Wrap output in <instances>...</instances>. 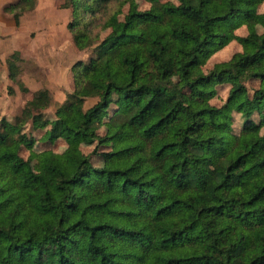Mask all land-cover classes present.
Segmentation results:
<instances>
[{"label": "trees", "instance_id": "1", "mask_svg": "<svg viewBox=\"0 0 264 264\" xmlns=\"http://www.w3.org/2000/svg\"><path fill=\"white\" fill-rule=\"evenodd\" d=\"M262 5L65 0L76 47L97 54L72 67L54 119L34 98L0 120V264H264ZM234 40L241 49L205 71ZM28 123L66 147L24 157Z\"/></svg>", "mask_w": 264, "mask_h": 264}, {"label": "rangeland", "instance_id": "2", "mask_svg": "<svg viewBox=\"0 0 264 264\" xmlns=\"http://www.w3.org/2000/svg\"><path fill=\"white\" fill-rule=\"evenodd\" d=\"M64 1L37 0L31 9H17L20 13L17 20L14 17L16 11L8 13L4 10L0 14V120L5 118L15 122L27 102L34 98L40 102L42 112L48 118L54 119L57 108L74 90L72 67L96 56L97 44L86 50L76 47L73 34L68 29V23L72 19L71 11L61 6ZM113 7L111 5L112 9ZM141 7H147V4L141 1ZM261 9L264 10V5ZM237 32L245 34L247 30L242 26ZM108 34L109 30L103 31L101 39ZM240 49L238 41L230 42L209 59L204 70L209 71L215 63L227 61ZM173 77L177 78L175 75ZM257 85L258 81L248 84L250 90ZM228 89V86L219 87L212 103H225ZM95 101V98H87L85 107L88 108ZM241 125V116L235 113L236 133ZM45 131L42 128L34 129L31 123L27 124L25 132L35 142L32 149L25 146L22 148L21 154L24 157H29L32 152L45 149L60 151L66 147L63 140L51 143L43 139ZM93 147L86 145L84 150L90 152ZM98 160L99 157L96 158L97 162ZM33 165L37 169L40 167L37 159L33 161Z\"/></svg>", "mask_w": 264, "mask_h": 264}, {"label": "crops", "instance_id": "3", "mask_svg": "<svg viewBox=\"0 0 264 264\" xmlns=\"http://www.w3.org/2000/svg\"><path fill=\"white\" fill-rule=\"evenodd\" d=\"M19 1L20 0H0V14L2 15V12L4 11L5 7L10 6L12 4H16Z\"/></svg>", "mask_w": 264, "mask_h": 264}]
</instances>
